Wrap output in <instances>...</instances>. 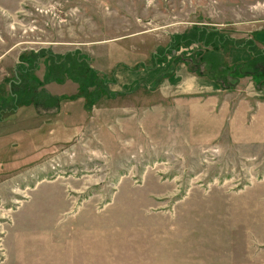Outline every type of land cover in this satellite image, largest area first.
<instances>
[{
	"label": "rangeland",
	"instance_id": "obj_1",
	"mask_svg": "<svg viewBox=\"0 0 264 264\" xmlns=\"http://www.w3.org/2000/svg\"><path fill=\"white\" fill-rule=\"evenodd\" d=\"M193 27L253 39L264 0H0V100L45 52L33 103L0 113V264H264V107L220 132L190 97L196 72L224 90L252 79L214 70L221 47H180L198 65L168 78L157 50ZM68 53L110 97L86 108L69 76L45 82Z\"/></svg>",
	"mask_w": 264,
	"mask_h": 264
},
{
	"label": "trees",
	"instance_id": "obj_2",
	"mask_svg": "<svg viewBox=\"0 0 264 264\" xmlns=\"http://www.w3.org/2000/svg\"><path fill=\"white\" fill-rule=\"evenodd\" d=\"M193 44L202 45L204 47V50L202 49L198 51V53L196 52V55H198L200 61L204 58L205 52L207 53L208 51L205 50V48L215 50H218L220 47L223 48V56L221 58L220 55L218 56L220 61L218 60L216 62V59L214 58L209 61L211 64H213L214 70L215 68L217 69L218 67H223L226 70L234 71V75L238 74V70L241 71L242 68H245L250 70L249 73L251 74L252 79H254L257 77L254 67L261 64L263 68H261L262 71L259 70L261 71L259 74H261V78L264 79V49L258 48L255 45L254 39L252 38L238 42L237 40L228 38L225 34H221L218 30L213 28L208 29L202 27H193L183 34L173 35L167 47L163 48L162 50H157L156 57H159L161 62H165L167 60L166 57L170 56L172 65L182 63L185 64L191 71L193 67L198 65V63L194 64L195 60L192 58V56L189 57L186 55H181V58H179L173 54V52L177 53V49L180 47L188 48ZM231 49H245L249 54V61L245 64H238L234 68L227 67L226 55ZM42 53L45 52L39 51L36 53H31L27 59V68L22 66V62L16 67L18 70L17 73L19 77V83L17 86L12 88V93H8L9 100L6 102L4 100H0V113L4 111L12 112L18 106H26L33 103V100L31 99L33 97L36 98L37 96L34 93V89L36 85H40L41 82L34 78L32 74L38 66V59L40 56H42ZM85 59L86 58L78 55L77 53H68L64 56H48V64L46 65L44 80L45 82L52 80L60 82L62 81L64 75L69 76L70 79L72 78L78 84L77 95L83 99L84 106L88 108L92 107L102 96L110 97L112 92H110L111 90L109 91L108 85L110 82L106 80V76L99 74L96 70L91 68L87 62H83ZM156 61L154 59L155 66L157 65ZM170 69L171 66L169 70ZM196 73L198 76H202L201 72ZM244 75L247 74H240L234 77V79L237 80L239 77ZM209 77L211 76L209 75ZM210 79L222 87L221 84L214 80L213 77ZM112 80L113 81H111V83H114L115 79L112 78Z\"/></svg>",
	"mask_w": 264,
	"mask_h": 264
},
{
	"label": "crops",
	"instance_id": "obj_3",
	"mask_svg": "<svg viewBox=\"0 0 264 264\" xmlns=\"http://www.w3.org/2000/svg\"><path fill=\"white\" fill-rule=\"evenodd\" d=\"M253 39L258 48L264 49V29L259 30V32L257 31ZM249 59V54L245 49H231L226 55V64L227 67L234 68L238 64L247 63ZM160 64H167L168 68L171 66L168 78L174 77V72L178 66H183L185 69L187 68V66L182 63L172 65L170 59L166 61V63L161 62ZM157 66H159V64ZM187 80H189V78L184 79L182 82H186ZM192 81V84H195L196 88H191V91L189 90V93H191L189 94L190 97L193 96L198 103L210 101L213 106L212 113L218 120V123L214 126H219L220 132H223L222 128L234 126L237 117L241 118L240 126H248L251 122L250 117L253 111H261V108L264 107V87H254L252 79L250 78L244 77L239 79L237 86L231 90H224L219 84L215 83V81L198 75L194 77ZM207 104L208 103H205V109H207ZM203 125L205 124H198L197 126Z\"/></svg>",
	"mask_w": 264,
	"mask_h": 264
}]
</instances>
